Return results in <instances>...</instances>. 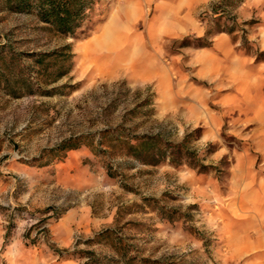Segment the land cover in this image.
<instances>
[{"label":"rangeland","instance_id":"1","mask_svg":"<svg viewBox=\"0 0 264 264\" xmlns=\"http://www.w3.org/2000/svg\"><path fill=\"white\" fill-rule=\"evenodd\" d=\"M96 9L101 22L73 39L0 12L1 45L74 55L52 96L0 88V264H264V0ZM147 95L153 111L131 112ZM116 126L187 136L208 169L145 166L89 140L56 152L76 136L108 150L98 133Z\"/></svg>","mask_w":264,"mask_h":264},{"label":"trees","instance_id":"2","mask_svg":"<svg viewBox=\"0 0 264 264\" xmlns=\"http://www.w3.org/2000/svg\"><path fill=\"white\" fill-rule=\"evenodd\" d=\"M97 2L98 0H0V12L5 10L34 16L41 24L42 31L54 37L73 39L79 35L88 37L101 22L96 9ZM73 57L68 44L50 51L18 52L7 40L0 44V88L5 95L15 99L23 96H52L57 93L58 87H49L70 74ZM151 106V96L147 95L130 111L145 109V112L151 113ZM98 135V145H107L108 150L94 146L92 141L95 137L76 136L60 144L56 152L74 150L82 141L89 140V146L95 153L130 158L145 166H158L168 162L174 166L186 164L200 172L208 169L188 148L187 136L177 144L163 139L159 133L130 138L124 135L122 126L100 130ZM110 234L111 230H105L99 236Z\"/></svg>","mask_w":264,"mask_h":264},{"label":"bare ground","instance_id":"3","mask_svg":"<svg viewBox=\"0 0 264 264\" xmlns=\"http://www.w3.org/2000/svg\"><path fill=\"white\" fill-rule=\"evenodd\" d=\"M110 45V44H109ZM98 50V49H97ZM91 51H93V50H91ZM102 51V50H101ZM95 54V53H94ZM93 55V54H92ZM91 54H90V57H93ZM96 55V54H95ZM96 57V56H95ZM97 60V59H96ZM137 64V63H136Z\"/></svg>","mask_w":264,"mask_h":264}]
</instances>
